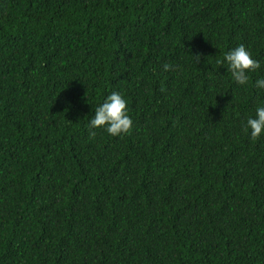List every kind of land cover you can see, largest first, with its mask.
<instances>
[{
	"label": "trees",
	"instance_id": "trees-1",
	"mask_svg": "<svg viewBox=\"0 0 264 264\" xmlns=\"http://www.w3.org/2000/svg\"><path fill=\"white\" fill-rule=\"evenodd\" d=\"M239 44L264 77V0H0V264H264ZM112 91L118 137L89 128Z\"/></svg>",
	"mask_w": 264,
	"mask_h": 264
},
{
	"label": "clouds",
	"instance_id": "clouds-1",
	"mask_svg": "<svg viewBox=\"0 0 264 264\" xmlns=\"http://www.w3.org/2000/svg\"><path fill=\"white\" fill-rule=\"evenodd\" d=\"M199 60V56L195 57ZM227 69L231 80L239 86L249 84L258 93L264 92V77L251 80V73L257 72L261 67L260 61L253 58L252 53L244 44H239L223 54V59L219 62ZM172 66L164 65V70H170ZM128 102L119 91H112L95 108L94 115L89 123V128H102L112 136L118 137L131 131L133 119L128 109ZM244 131L252 139L259 138L264 134V102L257 103L252 115L247 118L244 124ZM94 134V133H93Z\"/></svg>",
	"mask_w": 264,
	"mask_h": 264
}]
</instances>
